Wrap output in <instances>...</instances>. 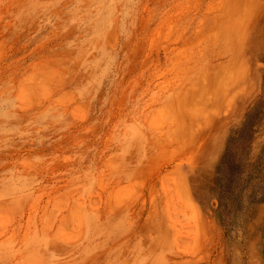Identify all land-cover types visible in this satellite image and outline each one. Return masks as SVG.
<instances>
[{"label":"rangeland","instance_id":"1","mask_svg":"<svg viewBox=\"0 0 264 264\" xmlns=\"http://www.w3.org/2000/svg\"><path fill=\"white\" fill-rule=\"evenodd\" d=\"M0 264H264V0H0Z\"/></svg>","mask_w":264,"mask_h":264}]
</instances>
